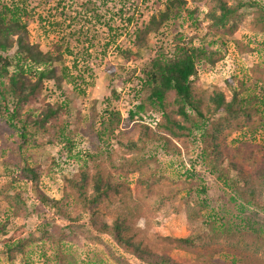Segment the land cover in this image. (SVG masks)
Segmentation results:
<instances>
[{
  "label": "trees",
  "instance_id": "trees-1",
  "mask_svg": "<svg viewBox=\"0 0 264 264\" xmlns=\"http://www.w3.org/2000/svg\"><path fill=\"white\" fill-rule=\"evenodd\" d=\"M189 3L194 6L190 7ZM202 5L207 8L203 20L210 23L202 40L196 44L198 32L203 28L200 19ZM246 12L255 13L257 28L264 31V0H232V3L230 0H165L163 8L147 23L136 27L131 39L137 50L147 49L151 53L139 69V88L133 99L135 104L124 117L112 101H103L105 115H102L101 131H98L99 135L116 138L121 148H125L124 153H139L151 141L163 143L167 150L173 152L181 150L176 142L187 153L198 148L211 174L227 190L222 209L225 214L202 216L201 229L197 233L172 238L170 247L148 242L135 228L136 218L132 214H119L109 225L104 221L108 203L121 200L130 186L111 180L107 170L109 167L117 170L120 165L118 159L126 157L115 150L103 158L97 145L94 146L95 152L88 153L93 166H85L76 177H65L67 198L64 206L61 205L62 200L44 195L40 196L41 204L60 210L75 225L86 219L91 232L110 236L126 255L137 260V264H252L236 256L231 260L215 259L214 253L209 251H205L206 256L196 257L192 262L180 261L171 254L174 249L193 252L201 243L230 239L243 230L254 233V226L257 225L253 220L255 213L264 212V144L257 143L255 135L248 136L247 133L234 139L232 144L218 137L222 124H233L240 118L245 122L237 123L238 128L254 125L256 121L261 129L264 128V67L254 65L250 72L227 79L230 99L216 87L204 89L200 77L202 72L214 69L224 58L227 52L225 38L238 31ZM93 14L99 24L103 22L112 31L113 27L108 22L102 21L94 11ZM119 14L124 16L122 9ZM31 17L32 10L27 5H21L16 0H0L1 140L12 151L13 143L6 128H15L18 124L17 139L22 146L30 142L36 146L43 145L44 142L33 139L38 134L48 143L62 140L65 144L59 152L65 158H79V154L73 153V144L66 136L72 100L70 91L63 86L73 82V69L78 70V60L72 67L65 65L66 58L74 55L76 45L68 35L47 46L40 41L31 42L28 29ZM40 20L45 21L46 17H40ZM132 20L128 19L129 24ZM49 23L58 24L55 21ZM186 25L195 29L196 33L188 36L181 32L180 29ZM169 33H172L171 38ZM212 36L217 39L211 42L208 39ZM234 46L240 54L254 51L249 44L243 45L237 40ZM139 51H122V54L125 61H137ZM115 72L114 66L109 69V74L115 75ZM135 72L134 68L132 74ZM50 81L61 96L55 100L44 99L43 96L46 83ZM112 95L118 102V93L113 91ZM93 105L88 136L92 132L97 134L94 128L97 101ZM141 114L153 116L155 127L144 123ZM139 120L143 123H137ZM131 124H139V142L119 139L124 134L123 128ZM2 154L8 163L16 157L11 152L10 155ZM127 161H122L121 169L126 165L137 167L142 164L136 155ZM27 170L34 178L39 177L34 169ZM198 190L206 193L204 187ZM198 208L201 216L202 212L209 210V204L202 200ZM5 232L4 226H0V233ZM258 237L264 246V238ZM21 246L17 245V248L21 249ZM9 251L13 252L12 249ZM64 263L77 264L75 261L65 262L63 256L57 258L56 264ZM258 264H264V261Z\"/></svg>",
  "mask_w": 264,
  "mask_h": 264
},
{
  "label": "rangeland",
  "instance_id": "rangeland-1",
  "mask_svg": "<svg viewBox=\"0 0 264 264\" xmlns=\"http://www.w3.org/2000/svg\"><path fill=\"white\" fill-rule=\"evenodd\" d=\"M164 1L16 0L32 10V17L28 20L31 42L40 41L43 46H47L68 35L76 45L74 55L66 58L65 65L72 67L78 60V70L73 69V82L64 83L63 86L70 91L72 100L66 136L73 144V153L80 157L72 160L65 158L59 152L65 144L62 140L55 139L48 143L46 138L38 134L33 139L44 142L43 145L36 146L30 142L22 146L17 139L19 125L6 128L13 150L10 151L0 137V226L3 225L6 231L0 233V264H56L57 258L61 256L65 262L75 261L77 264H137V260L126 255L110 236L91 232L86 219L75 225L60 210L41 204L40 196L44 195L62 200L61 205L64 206L67 198L65 177H76L85 166H93L88 153L95 152L96 145L101 148L103 158L115 150L126 157L118 159L120 165L117 170L110 167L107 170L110 171L111 180L122 181L130 186L121 200L108 203L104 221L109 225L114 223L119 214H132L136 218L135 228L148 242L170 247L172 238L197 233L201 229L202 216L225 214L222 209L227 190L211 174L198 148L187 153L176 142L181 150L173 152L167 150L163 143L151 141L139 153H124L125 148H121L116 138L98 134L102 115H105L103 101H112L124 117H127L128 109L136 102L133 99L139 88V69L151 53L147 49L137 50L131 39L136 27L147 23L152 15L163 8ZM189 6L194 5L189 3ZM121 9L124 13L122 17L119 14ZM201 10L203 28L198 32L196 44L202 40L210 23L203 20L207 8L202 5ZM93 11L113 27L112 31L103 22H97ZM39 16L46 17V20L41 21ZM129 18H133L130 24ZM257 27L255 13H244L238 31L225 38L227 52L224 58L214 69L201 73L204 89L216 87L230 99L227 79L242 72H250L254 65L264 67V31ZM180 31L188 36L196 33L195 29L187 25ZM171 35L168 34L169 38ZM216 39V36H212L208 40L212 42ZM236 40L243 45L249 44L254 51L240 54L234 46ZM128 50L132 53L139 51L137 61H125L122 51ZM113 66L115 75L109 74ZM134 68L136 72L132 74ZM262 81L264 86V77ZM113 91L120 97L118 102L113 98ZM43 96L50 100L61 97L53 81L46 83ZM94 101L98 103L94 120L97 134L92 132L88 136ZM141 116L144 123L155 127L153 116ZM143 122L139 120L137 123ZM244 122L240 118L233 124H222L218 132L219 140L227 139V143L232 144L234 139L247 133L248 136L255 135L257 143L264 144V128H260V123L256 121L254 125L238 128L237 123ZM138 125L131 124L123 128L124 134L119 139L139 142L141 135ZM4 152L5 155H10V152L15 154V159L8 163L3 158ZM134 155L142 164L137 167L126 165L121 169L122 161L128 163L127 159ZM28 168L34 169L39 177L34 178ZM200 187H204L206 193L198 192ZM202 200L209 204V210L200 216L198 203ZM253 220L257 224L254 233L243 230L230 239L201 243L193 252L174 249L171 254L180 261L192 262L196 257L206 256L205 251H209L214 253L215 259L231 260L236 256L252 264L261 263L264 261V246L258 236L264 238V212L255 213ZM20 231L23 233L17 234ZM20 244L21 249H18L17 245Z\"/></svg>",
  "mask_w": 264,
  "mask_h": 264
}]
</instances>
